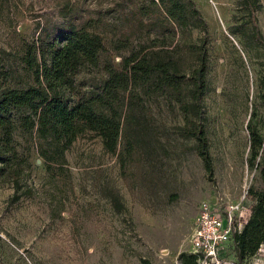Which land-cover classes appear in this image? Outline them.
Segmentation results:
<instances>
[{
  "label": "rangeland",
  "instance_id": "374dc122",
  "mask_svg": "<svg viewBox=\"0 0 264 264\" xmlns=\"http://www.w3.org/2000/svg\"><path fill=\"white\" fill-rule=\"evenodd\" d=\"M138 1L148 0H0V88L32 83L23 62L26 49L70 25L87 21L86 29L103 39L109 37L104 28L113 26L143 40L149 22L124 20ZM190 1L205 24V32L183 36L204 39L200 122L211 173L194 141L175 133L181 123L177 110L160 99L149 110L151 131L138 156L122 168L92 133L78 136L64 152L65 163H50L49 170L35 140L15 136L24 160L18 192L25 194L13 199L11 185L0 178V264H176L177 254L188 250L202 200L220 196L249 206L247 188L263 184L262 150L249 163L245 124L252 118L264 149V0H257L254 12L260 41L251 36L238 0ZM181 58L188 67L192 57ZM227 251L223 264H235Z\"/></svg>",
  "mask_w": 264,
  "mask_h": 264
},
{
  "label": "trees",
  "instance_id": "16d2710c",
  "mask_svg": "<svg viewBox=\"0 0 264 264\" xmlns=\"http://www.w3.org/2000/svg\"><path fill=\"white\" fill-rule=\"evenodd\" d=\"M238 2L251 36L260 41L254 17L257 0ZM135 17L139 24L143 18L149 22L143 40L119 34L113 26L104 28L109 37L103 39L86 29L91 28L86 21L26 49L23 62L32 83L0 88V178L11 185L13 199L25 194L18 192L24 160L15 149V136L34 139L35 152L49 170L50 163L57 167L65 163L64 152L78 136L92 133L103 152L114 156L122 168L138 156L144 136L151 131L149 110L159 99L168 110H177L181 123L174 126L175 133L194 141L205 172L211 173L200 122V99L206 88L204 39L183 36L192 30L205 32V24L190 0L138 1L124 20ZM182 53L192 57L188 67ZM245 128L249 163L259 150L264 161L263 136L252 118ZM260 174L262 186L247 188L249 214L224 247L233 252L235 264L247 263L264 242V166ZM198 257L181 251L176 264H198ZM140 264L148 263L140 259Z\"/></svg>",
  "mask_w": 264,
  "mask_h": 264
},
{
  "label": "built area",
  "instance_id": "2783aa9c",
  "mask_svg": "<svg viewBox=\"0 0 264 264\" xmlns=\"http://www.w3.org/2000/svg\"><path fill=\"white\" fill-rule=\"evenodd\" d=\"M241 203V200L232 202L213 196L198 204L187 250L199 256L198 264L224 263L222 258L226 242L231 233L239 230L246 220L241 214Z\"/></svg>",
  "mask_w": 264,
  "mask_h": 264
},
{
  "label": "crops",
  "instance_id": "0c3cea01",
  "mask_svg": "<svg viewBox=\"0 0 264 264\" xmlns=\"http://www.w3.org/2000/svg\"><path fill=\"white\" fill-rule=\"evenodd\" d=\"M241 214L246 219L249 214V206H242ZM245 264H264V243L260 245V249Z\"/></svg>",
  "mask_w": 264,
  "mask_h": 264
}]
</instances>
